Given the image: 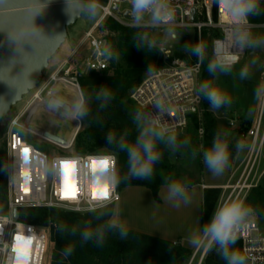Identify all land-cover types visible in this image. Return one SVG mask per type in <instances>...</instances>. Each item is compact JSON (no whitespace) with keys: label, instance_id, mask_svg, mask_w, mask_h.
Instances as JSON below:
<instances>
[{"label":"built area","instance_id":"2783aa9c","mask_svg":"<svg viewBox=\"0 0 264 264\" xmlns=\"http://www.w3.org/2000/svg\"><path fill=\"white\" fill-rule=\"evenodd\" d=\"M129 0H108L106 4L95 3L103 12L99 20L87 31L65 61L63 67L55 71L50 82L59 78L63 71L67 77L74 70L70 60L83 46L86 54L80 71H103L110 67L111 53L108 50L106 36H100L97 30L107 16L118 19L113 6ZM161 11L170 13L169 19L153 22V26L177 30H194L201 37L203 30L212 32V54L225 65L232 63L235 55L247 50L253 24L248 20L238 21L230 15L221 0H160ZM117 13V14H116ZM151 15V13H147ZM248 34V42H241L238 36ZM170 57V56H169ZM164 59V64L153 70L135 87L130 98L142 110L147 128H155L163 135H173L189 128L195 122L201 136L204 135V98L201 93L202 61L193 64L180 58ZM68 68L66 69V66ZM76 85L74 81L70 82ZM48 85L36 88L33 98L18 110L5 124L4 143L7 153L8 212L0 215V264H44L49 235L36 225L19 219L21 208H56L78 213L96 212L121 199L117 188V159L112 153L77 152L75 139L82 127V119L74 116L76 131L65 143L46 138L44 130L35 128L28 117L23 119L28 109L35 103H47L43 93ZM82 96L80 95V99ZM264 104L258 119L249 127L244 136L250 139L246 151L237 164L230 165L226 183L218 187L220 196L213 215L233 203L243 205L249 192L257 187L263 176L264 168ZM74 112V110H73ZM61 115H67L60 112ZM74 114V113H73ZM231 129L239 131L241 125L235 120L229 123ZM23 131V132H22ZM29 133L39 140L58 146L59 153L49 155L40 150L26 137ZM24 149H28L25 159ZM100 161H107L105 170L100 169ZM61 162H69L73 167L68 170L67 185L64 183ZM96 162V168L93 167ZM115 172V180L110 177ZM261 171V172H260ZM101 177H104L103 179ZM98 182V183H97ZM106 188L108 197H93V191ZM65 191L69 195L65 196ZM74 191V195L72 192ZM17 210V215L14 211ZM205 227V228H206ZM241 241L244 260L242 264H264V236L254 218L240 220L234 228ZM214 243L203 236L194 251L191 262L206 245L205 253ZM18 250L27 253L19 256ZM201 258V260H202ZM201 262V261H200ZM200 264V263H199Z\"/></svg>","mask_w":264,"mask_h":264},{"label":"trees","instance_id":"16d2710c","mask_svg":"<svg viewBox=\"0 0 264 264\" xmlns=\"http://www.w3.org/2000/svg\"><path fill=\"white\" fill-rule=\"evenodd\" d=\"M247 18L252 24L264 23V0L259 2V13ZM102 22L98 30L114 34L106 36L108 50L112 54L110 67L103 71H72L87 108V114L82 117L86 128L83 133L77 135L75 150L114 154L117 159L118 190L121 192L130 186H143L151 190L157 202H161L159 190L163 185L179 182L184 193V190L201 184V180L182 179L170 165L167 139L171 135H164L163 140H157L161 159L154 165V173L150 178H127L130 165L126 150L121 151L119 145L125 141L134 143L139 132L147 128L145 120L140 118L142 110L130 98V94L144 79L145 73L162 66L164 59L159 47L149 43L147 28L124 25L112 16L105 17ZM195 33L196 42H199L202 49L200 57L190 50L174 53L168 59L180 58L189 64L200 59L201 86L207 83L209 88H214L215 71H209V64L215 62L212 54V32L203 30L201 37L196 31ZM182 34L185 35V32ZM204 106L203 148L207 151L217 139L226 143L229 153L227 163L232 164L239 147L217 126L215 117L208 109L210 103L205 98ZM190 127L197 128L195 118ZM109 133L115 136L111 144L106 139ZM6 167L7 153L4 146L0 149V215L8 212ZM219 196V188H204L203 226L211 219ZM242 208L246 214L241 220L251 216L264 219V176L260 184L249 192ZM113 213L114 205L90 213L30 207L19 209V219L48 233L51 245L49 264H188L191 261L195 249L183 245L180 241L174 242L116 225L111 221ZM122 232L126 235L122 236ZM85 233L90 234L88 240L84 239ZM233 251L242 254L240 240L236 239L235 243L228 245L229 255ZM200 264H229V261L225 259L221 245L214 241Z\"/></svg>","mask_w":264,"mask_h":264},{"label":"rangeland","instance_id":"374dc122","mask_svg":"<svg viewBox=\"0 0 264 264\" xmlns=\"http://www.w3.org/2000/svg\"><path fill=\"white\" fill-rule=\"evenodd\" d=\"M107 1L108 0H87L85 11L80 20L68 28V36L65 43L50 60L49 67L45 70L43 78L37 87L48 85L46 91L43 93V97L46 98L47 103L41 104L35 102L23 117V119L28 117V120L35 128L55 131L64 137L72 133L70 138H72L75 133L76 121L73 116H71L72 114L68 113V115L65 116L53 112L50 109L48 100L50 97L59 96L68 101V104L71 105L74 110L73 106L80 100V95L83 98L80 86L73 72L66 77L62 71L59 74V78L52 82H50V77L61 64H65V61L70 57L74 48L83 38L85 31L90 29L102 16V10L95 3L105 4ZM90 8L92 9L91 11L89 10ZM119 10L121 12L130 11L133 16L130 0L121 2L119 4ZM117 20L124 25L147 28V39L149 43L159 47L163 59L177 52H190L191 48L196 45L195 31L153 26L151 15L147 13H145L144 18L139 22H137L135 18L124 17L122 15H118ZM102 23L103 22H101V24ZM183 31L185 35L182 34ZM97 33L100 36L114 35L108 31L101 32L100 30H97ZM172 33H175V39H173ZM85 54L86 49L85 46H83L76 56L70 60V64H72L74 69L73 71H75V69L79 71ZM214 60V64L218 65L215 70L214 88L219 89L226 96L228 102L219 108H213L210 105L208 109L215 117L217 126L239 147V151L234 156L232 162L234 165L240 161L246 151V145L250 143V139L244 135L255 120L258 119L261 106L264 104V23L253 24L246 52L241 55H235L232 63L225 65L224 61H219L215 58ZM67 68L68 65L66 66V69ZM152 72L153 70L147 71L145 77ZM242 72H246L247 75L242 76ZM72 81H74L76 85L71 84L70 82ZM35 90L31 91L23 98L22 102L13 107L8 117L0 121V149L5 146L3 134L4 125L18 110L23 109L24 105L33 98ZM59 97L56 98L60 99ZM80 118L82 119V127L77 135L83 133L86 128L83 118ZM140 118L144 121L142 111ZM231 120H235L237 124L241 125L239 131L230 128L229 123ZM24 135L31 143L49 155L59 153L61 150L55 144L39 140L29 133H25ZM204 135L201 136L199 134L198 128L194 129L193 127H189L171 135L176 137L175 144L167 143L170 165L175 168L184 180H201L204 169L205 171H210L205 164H203L205 152L203 148ZM232 164L227 163L229 167ZM200 165H202V171H200ZM263 168L264 166H262L261 171ZM225 170L226 166L223 171ZM221 174L215 175L220 176ZM145 189L146 187L143 188V186H130V188L126 190V194L122 201L127 204L133 203L134 209L131 211L126 209L122 212V216L124 220L127 221L128 219L133 221V223L140 228L142 227L155 231L156 200H154L152 192L149 194ZM251 218L256 219L259 227V234L264 236V219L256 216H251ZM50 246V244L47 245L44 264H49L48 255L49 249L51 248ZM196 247L197 245H195L193 249H196ZM205 249L206 245L199 251L194 260L192 262L190 261L188 264H199Z\"/></svg>","mask_w":264,"mask_h":264},{"label":"water","instance_id":"95a60500","mask_svg":"<svg viewBox=\"0 0 264 264\" xmlns=\"http://www.w3.org/2000/svg\"><path fill=\"white\" fill-rule=\"evenodd\" d=\"M86 4L87 0H0V121L38 87ZM113 9L134 18L130 11L121 12L117 4ZM55 100L60 99L53 96L48 103ZM60 101L63 106L54 108L73 113L71 105ZM43 134L55 142H66L51 131Z\"/></svg>","mask_w":264,"mask_h":264},{"label":"clouds","instance_id":"9594fccd","mask_svg":"<svg viewBox=\"0 0 264 264\" xmlns=\"http://www.w3.org/2000/svg\"><path fill=\"white\" fill-rule=\"evenodd\" d=\"M260 0H221V3L226 7L227 12L236 17L238 21H245L249 15L259 13ZM132 14L137 22L144 18L145 13H151V20L153 22H160L171 17L170 13L161 11L163 5L160 0H130ZM92 10L91 8L89 9ZM175 39V33H172ZM241 42H248V34L238 36ZM192 53L197 57L202 55V49L199 42L191 49ZM218 65L214 63L209 64V71H215ZM246 76V72L241 73ZM204 98L207 99L213 108H219L228 102L226 96L216 88H209L207 83L203 84L200 89ZM52 107H62L60 100L51 102ZM74 116L83 117L87 114V108L81 98L75 103ZM107 142L113 143L115 136L109 133ZM162 132L156 131L155 128H144L139 132L134 143L129 144L127 141L119 145L121 151L127 153L129 168L128 179H148L154 173V165L161 159V153L157 148V140H163ZM176 137H168L167 143L175 144ZM229 158L228 148L226 143H221L218 139L214 141L213 145L204 152V164L215 174H221L227 164ZM102 179L104 177H101ZM115 172L113 171L110 181L115 180ZM169 198H174L183 195V187L179 182H173L169 185ZM175 207V206H174ZM246 214L240 203H233L219 210L211 223L204 229V235L212 241L218 242L224 249V257L229 261V264H241L243 256L238 251H233L231 255L228 252V245L235 243L237 237L234 228L237 223ZM126 235L125 232L121 233ZM90 238L89 233L84 234V239Z\"/></svg>","mask_w":264,"mask_h":264},{"label":"crops","instance_id":"0c3cea01","mask_svg":"<svg viewBox=\"0 0 264 264\" xmlns=\"http://www.w3.org/2000/svg\"><path fill=\"white\" fill-rule=\"evenodd\" d=\"M63 65L64 64H61L55 71L60 70ZM64 101L68 103V101ZM50 109L53 112L60 114L59 111L53 108ZM51 132L58 135L65 141H68L72 135L71 133L69 135L67 134V137H64L55 131ZM229 171L230 167L227 164L226 170L223 171L220 176L215 175L211 170L205 171L204 169V174L201 178V184L194 185L191 188L186 189L182 196H177L171 199L169 198L168 192L169 185L161 186L159 190L161 202L155 201V231L142 227L140 228L138 225L136 226L133 221L128 219L127 221L124 220L122 212L126 209L129 211L134 209L133 203L127 204L126 202L122 201L124 195L126 194V190H128L130 187H127L121 191V199L114 205V213L111 221L116 225L137 230L162 239L171 240L174 242L180 241L183 245L193 248L201 240L206 227L203 226L202 219L204 188H218L226 183ZM145 191L149 194L151 193V190L148 188H146Z\"/></svg>","mask_w":264,"mask_h":264},{"label":"snow or ice","instance_id":"6c2138e0","mask_svg":"<svg viewBox=\"0 0 264 264\" xmlns=\"http://www.w3.org/2000/svg\"><path fill=\"white\" fill-rule=\"evenodd\" d=\"M28 149H24V154H25V159H28ZM100 169L101 170H105L108 166V162L107 161H100ZM70 167H73V165H71L69 162H61V168L63 170V175H64V183L65 185H67V178H68V170L70 169ZM93 167L94 169L96 168V162H93ZM98 183V182H97ZM65 196L69 195V193L67 191H65ZM72 195H74V191L72 192ZM97 196L99 197H104L107 198L108 197V191L106 188H103V190H94L93 191V197L96 198ZM18 255L19 256H26L27 253L22 251V250H18Z\"/></svg>","mask_w":264,"mask_h":264},{"label":"flooded vegetation","instance_id":"af4514ba","mask_svg":"<svg viewBox=\"0 0 264 264\" xmlns=\"http://www.w3.org/2000/svg\"><path fill=\"white\" fill-rule=\"evenodd\" d=\"M50 108H53V109H55V110H57V111H59V112H63V113H65V114H68L67 112L63 111L62 109H61V110H60V109H56V108L52 107L51 105H50Z\"/></svg>","mask_w":264,"mask_h":264},{"label":"bare ground","instance_id":"6f19581e","mask_svg":"<svg viewBox=\"0 0 264 264\" xmlns=\"http://www.w3.org/2000/svg\"><path fill=\"white\" fill-rule=\"evenodd\" d=\"M233 62V61H232ZM73 96V95H72ZM47 108V107H46ZM74 113V112H73ZM73 113H71L72 115L71 116H73V118H74V114Z\"/></svg>","mask_w":264,"mask_h":264}]
</instances>
